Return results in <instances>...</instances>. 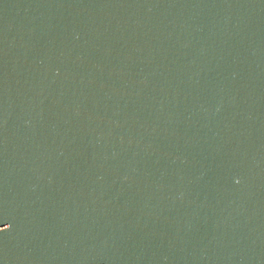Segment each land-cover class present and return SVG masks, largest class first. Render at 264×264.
<instances>
[{"label": "water", "instance_id": "water-1", "mask_svg": "<svg viewBox=\"0 0 264 264\" xmlns=\"http://www.w3.org/2000/svg\"><path fill=\"white\" fill-rule=\"evenodd\" d=\"M0 264H264V0H0Z\"/></svg>", "mask_w": 264, "mask_h": 264}]
</instances>
